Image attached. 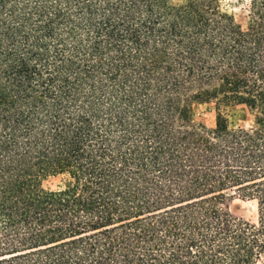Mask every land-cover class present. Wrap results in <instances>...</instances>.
<instances>
[{"label":"trees","instance_id":"1","mask_svg":"<svg viewBox=\"0 0 264 264\" xmlns=\"http://www.w3.org/2000/svg\"><path fill=\"white\" fill-rule=\"evenodd\" d=\"M248 17L220 0H0V264H260L264 0ZM211 102L216 126L194 121ZM238 106L252 127L229 124Z\"/></svg>","mask_w":264,"mask_h":264},{"label":"rangeland","instance_id":"2","mask_svg":"<svg viewBox=\"0 0 264 264\" xmlns=\"http://www.w3.org/2000/svg\"><path fill=\"white\" fill-rule=\"evenodd\" d=\"M180 2L181 0H175ZM224 11L232 14L237 22L244 27L249 22V0H220ZM227 118L232 126H243L250 128L254 125L255 118L246 106H238L227 110ZM193 119L208 127H215L217 123L216 103L198 104L194 107ZM46 189H57L61 185V178L54 177L43 182ZM222 207L238 217L254 219L256 217V207L254 203L245 202L238 198L226 199L222 202ZM264 264V258L260 262Z\"/></svg>","mask_w":264,"mask_h":264}]
</instances>
